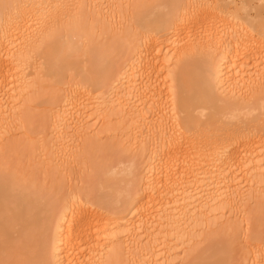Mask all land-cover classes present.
<instances>
[{
    "label": "bare ground",
    "instance_id": "6f19581e",
    "mask_svg": "<svg viewBox=\"0 0 264 264\" xmlns=\"http://www.w3.org/2000/svg\"><path fill=\"white\" fill-rule=\"evenodd\" d=\"M141 1L0 0V146L11 140L16 121L29 117L30 61L42 57L47 77H57L62 63L74 69L80 64L70 59L90 36L78 28L84 11L105 20L108 12L131 11L140 33L128 58L105 77L111 57L86 48L87 73H73H85L80 84L106 90L88 102L90 88L76 85L50 106L54 129L41 134L50 142L41 155L56 152L68 164L78 139L98 143L112 119L124 125L123 140L148 153L138 184L129 180L132 166L112 169L106 191L57 209L0 177V264H171L175 247L195 246L199 233L224 224L225 207L238 218L239 203L243 210L263 199L264 0H157L139 8ZM3 4L13 7L5 11ZM203 250L193 254L194 264H224L223 250L213 262ZM251 254L247 264H264V245ZM188 257L184 252L180 262Z\"/></svg>",
    "mask_w": 264,
    "mask_h": 264
},
{
    "label": "rangeland",
    "instance_id": "374dc122",
    "mask_svg": "<svg viewBox=\"0 0 264 264\" xmlns=\"http://www.w3.org/2000/svg\"><path fill=\"white\" fill-rule=\"evenodd\" d=\"M156 1L157 0H142L139 2L137 7L148 8L154 5ZM84 12L86 13L82 14L80 21L78 22L80 24L78 28L80 27L79 29L82 32L80 33L81 35H85L86 38L89 35L90 36L87 39H84V41H82L83 43L80 42L82 44L80 45L81 47H78V49L75 50L78 51L80 48L81 50H79L78 53L74 52L77 53L75 56L70 55L74 56V59L72 58L73 60H70H77L78 64L80 65L74 67V69L69 67L73 69L71 70L69 68H65L70 64L65 65L62 63L61 67L63 66V68L59 70V72H61L59 73L60 75L57 74V77L52 75L48 76L50 77L48 78L45 68L42 67V65L45 66L42 57H37V60L33 59L34 63L33 60L30 61L31 66L27 65L26 67H29H25L26 70L28 69L26 73L29 77L30 83L32 85L34 84L32 88L30 87L31 91L28 90L31 95L30 96L28 94L30 99L34 101L31 104L30 110L28 111L29 117L23 124L21 121H16L13 127L15 128V131H12L13 136L10 137L11 140H8L9 142H5L2 147L0 146V177H4V180L11 179L10 181H15L16 184L18 183V185L20 184L17 188H28V190L30 189L29 192H31L32 189L34 192L32 191L31 193H37V196L39 194L41 197H43L41 199L42 201L44 200V203L56 209L63 207L73 197H91L93 194L106 191L103 190L105 187L103 182L108 179L110 176L109 173L112 169L120 171V169L125 170L127 167L132 166V171L134 173L129 180L133 185H135V183L138 184L141 181L142 176L146 173L145 168L148 160V153L142 154L138 149L132 147L131 143L123 140L122 132L124 125L121 123V121H117V119L116 121L112 119V121H110L111 123H108V126L104 131L105 133L101 135L102 137L99 136L98 139L100 140L98 143L88 142L89 140L82 139V136L81 139L79 138L80 140L78 139L79 143L77 142V146L75 145L78 151L77 149L73 148L74 145H71V147L69 146L71 149H75L73 152H76L73 155L71 154V161L69 160V163H66L67 166L65 164L63 166V162H61L62 160L60 159H64V157L63 155L60 156L61 154L58 157V155H55L57 154L56 152H52L48 156H45L46 159L45 157H42L43 155H41V150L43 148H48L50 145L48 140L40 141V137H42L41 134L45 131V133H47L46 135H48L54 129V127H52V121L47 117V114H49L48 111H50V106L59 102L60 97L65 92H67L68 89L76 85L80 86L81 89L84 87L81 90L83 92L84 90L90 88L83 83L80 84L82 79L86 77H84L85 73L83 75L81 73H73L78 71L87 73L85 70L88 68L90 62L88 61L89 57L86 56V48H90L98 58L103 54H108L111 57L110 61L112 66L110 65V69L104 76L106 77L109 72L111 74L113 73L114 75V73H117L121 62L125 61L129 56V45L132 41V37L139 36L140 33V30L134 24L133 14L130 13L131 11H127V13L123 14L122 16H120V14L111 15L108 12L109 15L108 13L105 14V16L107 15V19L105 20L103 18L105 21L102 19V17H98V19H91V14L86 10ZM74 39L76 38H73V40ZM80 51L82 53H80ZM39 58H42V61ZM64 68L68 69L66 74L62 71ZM42 69L45 71V73L42 71ZM40 72H43L44 74H41ZM63 74L65 75L63 76ZM61 77L63 79H61ZM102 85L103 84L100 83L98 88L96 87V89H89L88 94L90 95L85 96V98L87 97V101L88 98H96L102 94L101 92H105L104 90L106 89H104L105 87ZM29 96L27 98H29ZM85 98L83 97V100ZM3 103L5 104L6 102H2V105H4ZM85 103L82 104L85 105ZM163 105L165 107L166 103ZM154 119L156 118L154 117ZM154 119L151 120L155 121L156 123L158 118L156 120ZM92 123L93 122H88L83 124V121L81 120V124L83 125L86 124L89 126ZM13 128L11 127V129ZM16 129L18 131H16ZM23 141H26L27 144H22ZM158 147H160L159 144L157 148ZM157 150L158 151H156V153L162 152L159 149ZM58 158L60 159L58 160ZM241 178L244 179V176L242 175ZM119 186L124 187V184H120ZM259 192L264 193V186H262ZM239 207L240 203L238 207H235L234 210L239 211L240 214L237 215L242 214V216H238V218L233 217V215L231 216V214L226 211L227 207H225V211H223L225 214L223 213L224 215H222V218L219 219L224 221V224L219 226V228L217 226L218 229H214L216 226H211L213 229L211 227L208 228L212 229L213 231L205 229L204 231L206 232L202 231L203 233H199L202 238H199L200 241L195 246L190 244V246L187 245L185 248H181V246H177L178 248L175 247L174 250L176 252H174L173 255L175 253H179L181 255L177 254L178 257H173L175 258L173 260H176L177 262L173 261L171 264H194L197 262L196 258L198 256L193 254H200L198 252H201L203 249L204 254H201H203L204 257L208 256V259L210 257H214L215 253L223 250V252H221V256L223 257L221 262L224 264L249 263L248 261L252 258L251 253H255V251L260 246L263 247L264 245V197L262 200H257L256 198L252 199L247 205L244 206L243 210H240ZM244 211H246V214ZM153 215L155 216L157 213ZM162 225L163 227H166L164 226L165 224ZM101 226H104V224H100L98 228ZM163 227L161 228L162 230L160 229L161 231H163ZM165 229L167 232V227ZM161 233L163 232H160V234ZM162 235L165 236V234H161L158 237L160 238ZM155 237L158 238L157 236ZM167 239L169 242V239L171 238L169 237ZM162 241L167 242L166 236L163 237ZM169 244L174 246L176 245L174 242ZM186 248L188 249L186 250ZM192 250H195V252L197 251V253L193 252ZM184 252L185 254L189 253L191 256L188 257L190 260L187 258L186 263L180 262ZM90 253L91 252L88 254L85 251V259H89V257H91ZM158 254L162 255V252ZM160 256L158 259L164 257L163 255L161 257ZM213 259L215 260V258H210L209 260L213 262ZM209 260L207 263L210 262ZM190 261H192V263H190Z\"/></svg>",
    "mask_w": 264,
    "mask_h": 264
},
{
    "label": "snow or ice",
    "instance_id": "6c2138e0",
    "mask_svg": "<svg viewBox=\"0 0 264 264\" xmlns=\"http://www.w3.org/2000/svg\"><path fill=\"white\" fill-rule=\"evenodd\" d=\"M2 7L4 8L5 11H7L8 9H10L13 6L10 4H3ZM27 264H43V261L36 259V260L27 262Z\"/></svg>",
    "mask_w": 264,
    "mask_h": 264
}]
</instances>
